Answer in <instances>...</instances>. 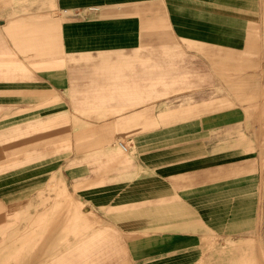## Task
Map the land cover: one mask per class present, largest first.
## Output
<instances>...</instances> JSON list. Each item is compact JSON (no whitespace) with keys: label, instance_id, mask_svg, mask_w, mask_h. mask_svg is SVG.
<instances>
[{"label":"crops","instance_id":"crops-1","mask_svg":"<svg viewBox=\"0 0 264 264\" xmlns=\"http://www.w3.org/2000/svg\"><path fill=\"white\" fill-rule=\"evenodd\" d=\"M215 256L264 264V0H0V264Z\"/></svg>","mask_w":264,"mask_h":264},{"label":"built area","instance_id":"built-area-1","mask_svg":"<svg viewBox=\"0 0 264 264\" xmlns=\"http://www.w3.org/2000/svg\"><path fill=\"white\" fill-rule=\"evenodd\" d=\"M117 144L121 148V150L123 151V153L128 152L129 146H128V144L125 141L118 140L117 141Z\"/></svg>","mask_w":264,"mask_h":264},{"label":"rangeland","instance_id":"rangeland-1","mask_svg":"<svg viewBox=\"0 0 264 264\" xmlns=\"http://www.w3.org/2000/svg\"><path fill=\"white\" fill-rule=\"evenodd\" d=\"M207 264H219V257L215 256L212 260H209Z\"/></svg>","mask_w":264,"mask_h":264}]
</instances>
